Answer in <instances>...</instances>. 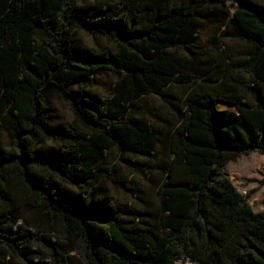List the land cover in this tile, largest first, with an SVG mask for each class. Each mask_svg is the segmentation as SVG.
Masks as SVG:
<instances>
[{"label":"trees","instance_id":"obj_1","mask_svg":"<svg viewBox=\"0 0 264 264\" xmlns=\"http://www.w3.org/2000/svg\"><path fill=\"white\" fill-rule=\"evenodd\" d=\"M235 1L0 0V264H264V213L224 171L264 154V0ZM209 2L223 8L202 13ZM211 16L248 47L235 72L227 49L204 57ZM103 71L118 77L108 95ZM112 150L156 172L154 208L109 192Z\"/></svg>","mask_w":264,"mask_h":264},{"label":"rangeland","instance_id":"obj_2","mask_svg":"<svg viewBox=\"0 0 264 264\" xmlns=\"http://www.w3.org/2000/svg\"><path fill=\"white\" fill-rule=\"evenodd\" d=\"M254 1L261 3V0ZM224 2L231 10L237 4L235 0H224ZM210 7H216L219 10L223 8V4L222 2H209L202 8V13H207ZM217 24L218 22L212 16L205 17L202 21L199 40L201 44L208 48V52L204 57H217L223 49H227L231 59L232 69L235 72L237 71V65L245 58L248 47L240 41L224 39L221 35L223 28H219ZM78 35L88 45L95 48H100L105 43L103 39L91 37L84 30H79ZM169 51L180 57L187 64L195 61L183 49H169ZM98 77L101 83L95 86L94 90L108 95L110 93L109 87L117 80V75L103 71L98 74ZM170 89V91L178 96L183 92V88L179 86H173ZM143 101L147 106L155 108V112L157 113L161 112L166 116L171 114V111L166 108L164 100L157 95H149ZM60 113L64 119L69 118V110L65 105H60ZM143 114V118L150 123L157 121V117L148 111L144 110ZM0 142L5 144V138L3 136H1ZM133 160L141 161L142 159L134 158ZM104 166L111 170L115 169L116 171V182L108 180L104 182V185L107 186L109 192L118 202L128 203L133 209L142 208L148 210L155 207L158 199L156 195L155 176L153 177V175H156V172L133 170L121 160V156L114 150L110 152ZM224 171L241 193L249 195L248 201L253 210L264 213V182H262L264 180V154L251 152L241 155L235 161L228 162L224 166ZM126 187H132L133 191ZM59 239L60 235L58 231L52 234V240L58 241ZM35 247L41 249L40 245H35ZM80 252L81 246L80 244H76L71 254L80 257ZM47 258L49 259L48 256ZM187 262L191 261H178L176 264H185ZM191 263L200 264L201 262L197 260Z\"/></svg>","mask_w":264,"mask_h":264},{"label":"bare ground","instance_id":"obj_3","mask_svg":"<svg viewBox=\"0 0 264 264\" xmlns=\"http://www.w3.org/2000/svg\"><path fill=\"white\" fill-rule=\"evenodd\" d=\"M185 264H194V263H191V262H187V263H185Z\"/></svg>","mask_w":264,"mask_h":264},{"label":"water","instance_id":"obj_4","mask_svg":"<svg viewBox=\"0 0 264 264\" xmlns=\"http://www.w3.org/2000/svg\"><path fill=\"white\" fill-rule=\"evenodd\" d=\"M201 264V263H200Z\"/></svg>","mask_w":264,"mask_h":264}]
</instances>
